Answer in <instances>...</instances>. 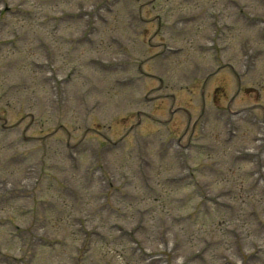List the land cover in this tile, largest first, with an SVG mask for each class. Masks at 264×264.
<instances>
[{"label":"rangeland","instance_id":"obj_1","mask_svg":"<svg viewBox=\"0 0 264 264\" xmlns=\"http://www.w3.org/2000/svg\"><path fill=\"white\" fill-rule=\"evenodd\" d=\"M152 1L0 0V264H264V180L253 179L257 163L264 168V142L257 144L264 128L254 116L228 114L235 78L215 102L214 87L201 97L195 80L197 66L207 73L219 66L213 53L225 62L232 56L248 90L231 110L264 108V0L146 6ZM144 19L161 22L163 38H153ZM155 41L167 45L169 71L179 77L169 87L177 91L153 92L154 78L134 81V66L122 70L124 45L157 76L144 62ZM177 47H185L179 56L170 52ZM124 74L130 80L121 83ZM184 75L189 87L179 90ZM181 107L192 124L172 112ZM216 115L226 120L218 125ZM159 192L172 210L162 211ZM189 215L199 217L193 226Z\"/></svg>","mask_w":264,"mask_h":264}]
</instances>
